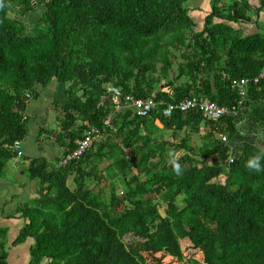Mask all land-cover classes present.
<instances>
[{"label":"trees","instance_id":"16d2710c","mask_svg":"<svg viewBox=\"0 0 264 264\" xmlns=\"http://www.w3.org/2000/svg\"><path fill=\"white\" fill-rule=\"evenodd\" d=\"M186 3L0 0V177L23 155L37 85L56 81L66 96L46 110L58 111L54 126L36 136L61 155L22 159L35 191L16 209L23 222L11 244L29 240L24 264H264V170L246 163L264 153V80H252L264 66V27L242 35L231 23L249 20L248 0H210L196 29ZM31 13L29 30L21 18ZM234 78H250L244 96ZM111 86L154 107L142 117L124 108L105 123ZM192 96L235 112L162 113ZM90 125L99 130L90 147L59 164ZM164 128L183 132L173 147L159 139ZM6 244L0 227V264Z\"/></svg>","mask_w":264,"mask_h":264},{"label":"crops","instance_id":"0c3cea01","mask_svg":"<svg viewBox=\"0 0 264 264\" xmlns=\"http://www.w3.org/2000/svg\"><path fill=\"white\" fill-rule=\"evenodd\" d=\"M249 9L247 15L249 20H240L236 23H231L235 29H239L242 35L252 34L257 31V23L264 27V10L258 14L253 10L258 4V0H248ZM189 14L195 22L196 29L202 28L206 15L210 12V0H188ZM36 93L33 94L27 106V114L30 116V132L22 142L23 155L19 158L12 159L8 164L10 176L6 174L0 177V227L7 229V264H24L28 259L27 246L29 240L16 245L11 242L15 233L22 225L23 220L16 212L17 207L27 202L34 195L35 187L33 181L28 180L25 175L26 164L22 161L23 156H43L52 160L56 156L61 155V150L49 140H36L37 131L40 126L52 128V123L56 122V110L46 113L47 108L50 109L53 101L58 100L61 103L66 101V96L63 87L60 83L53 81L45 86L37 85ZM158 125L159 123L156 122ZM162 126V125H158ZM172 129H162V136L159 139L171 140L168 145L173 147L182 137L183 132L179 131L175 137L171 136ZM197 142V139H196ZM190 143L195 145L193 134L190 138ZM184 153V149H177L173 154L174 158H179ZM215 154H211L209 161L212 162ZM71 180V178H70ZM73 185V183H72ZM71 186V185H70ZM21 257V258H20Z\"/></svg>","mask_w":264,"mask_h":264},{"label":"built area","instance_id":"2783aa9c","mask_svg":"<svg viewBox=\"0 0 264 264\" xmlns=\"http://www.w3.org/2000/svg\"><path fill=\"white\" fill-rule=\"evenodd\" d=\"M264 80V66L260 69L259 73L255 75L252 80L259 81ZM250 81V78H240V79H232L231 85L233 87H237L239 94L245 95V84ZM110 96L114 99V104L112 110L105 116L104 122L109 123L118 110L124 108H130L134 114L137 116H145L151 109L154 107L152 101L148 99H142L134 97L131 94H124L119 87L111 86L110 87ZM240 102V101H239ZM200 110L204 115L209 118L217 119L228 111L235 112V106L232 105L230 110L224 106L219 105L216 102L208 99V98H197L195 96L184 98L177 103H167L162 108V113L168 115L174 110H179L182 112H186L192 109ZM97 126L90 125L84 129V132L80 138L76 140V146L67 152L66 154L61 156L59 164H66L71 159L80 158L84 152L90 147L92 141L96 138L98 133ZM222 140H226V137L221 136ZM14 148L17 149V155L21 156L22 151L19 143L14 144Z\"/></svg>","mask_w":264,"mask_h":264},{"label":"rangeland","instance_id":"374dc122","mask_svg":"<svg viewBox=\"0 0 264 264\" xmlns=\"http://www.w3.org/2000/svg\"><path fill=\"white\" fill-rule=\"evenodd\" d=\"M187 4V3H186ZM20 17V16H19ZM38 17H37V15L35 14V13H31V14H29V15H26V16H24V17H22L21 19H23V21L25 22V24H26V26H27V28L29 29V30H31V25L36 21V19H37ZM177 61V59H173V64L175 65V62ZM58 112V111H57ZM54 124V122L52 123V125ZM54 126V125H53ZM52 126V127H53ZM251 134V133H250ZM193 137H194V139H195V143H196V139H197V141H198V139H199V135L197 134H193ZM21 147H22V144H21ZM232 152H234V151H232ZM237 152V151H236ZM236 152H234V154H236ZM103 165H104V163H103ZM102 164H101V166H103ZM3 174L5 175H7V176H10L9 178H12V176L10 175V171H9V169H8V166L4 169V171H3ZM72 180H70V178L68 179V184L69 185H72ZM102 187H103V189H105V192H108V189H107V186H108V180L107 179H103L102 180ZM93 186V188H95V189H97L98 188V186H97V184H94V185H92ZM117 191H120V190H122V188H121V185H117ZM180 243H181V246H182V248H184V247H186V244L188 243V241H186V240H184V239H181V241H180ZM21 258V257H20Z\"/></svg>","mask_w":264,"mask_h":264},{"label":"clouds","instance_id":"9594fccd","mask_svg":"<svg viewBox=\"0 0 264 264\" xmlns=\"http://www.w3.org/2000/svg\"><path fill=\"white\" fill-rule=\"evenodd\" d=\"M247 167L256 171L264 170V153H256L251 155L247 160ZM175 170L180 171V164L174 163Z\"/></svg>","mask_w":264,"mask_h":264},{"label":"water","instance_id":"95a60500","mask_svg":"<svg viewBox=\"0 0 264 264\" xmlns=\"http://www.w3.org/2000/svg\"><path fill=\"white\" fill-rule=\"evenodd\" d=\"M237 128H239V125H237Z\"/></svg>","mask_w":264,"mask_h":264}]
</instances>
